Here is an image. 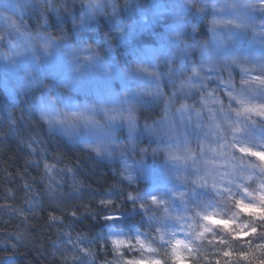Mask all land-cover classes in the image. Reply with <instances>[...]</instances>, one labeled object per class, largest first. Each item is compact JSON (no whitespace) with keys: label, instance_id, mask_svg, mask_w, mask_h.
I'll return each instance as SVG.
<instances>
[{"label":"clouds","instance_id":"9594fccd","mask_svg":"<svg viewBox=\"0 0 264 264\" xmlns=\"http://www.w3.org/2000/svg\"><path fill=\"white\" fill-rule=\"evenodd\" d=\"M0 264H264V0H0Z\"/></svg>","mask_w":264,"mask_h":264}]
</instances>
